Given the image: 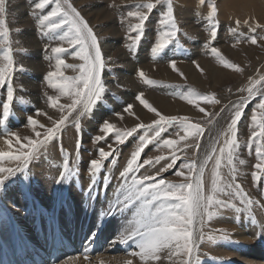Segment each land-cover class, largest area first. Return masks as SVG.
Returning <instances> with one entry per match:
<instances>
[{
	"label": "rangeland",
	"instance_id": "1",
	"mask_svg": "<svg viewBox=\"0 0 264 264\" xmlns=\"http://www.w3.org/2000/svg\"><path fill=\"white\" fill-rule=\"evenodd\" d=\"M223 1L204 0L201 3V0H194L193 4L186 7L185 4H181V0H171L175 21L179 28L178 42H173L159 56L153 57L151 49L157 42L158 34L162 30L159 20L162 12L167 9V0H162L161 3L156 4L153 11L148 13L149 19L145 23L143 38L132 51H129V46L132 44L129 36H135V33L129 32V25L137 21L128 17L127 13L136 10L137 5H143L149 0H67V3L80 13V16L92 29L105 60V69L102 73L105 92L101 100L86 114H81V110L78 108L77 111L68 115L66 111H58V108H52L49 105L47 98L59 96V93L48 85L46 77L49 72L55 71V58L51 49L58 46L68 49V53L62 56L65 63L76 66L75 69H63L64 75L68 77L78 76L79 66L83 64V61L74 56L75 51H78V46L74 49L65 41L53 39L52 37L61 34L60 31L49 33L48 36L42 34L37 15L47 14L54 5H48L41 13L40 10L34 9V4L38 0H5L4 19L10 33L9 38L14 61L11 73L14 101L11 105L10 116L4 122L2 105L7 101V88L6 86L0 87V152L11 151L18 154L20 149L15 137H6L5 132L16 133L22 143L27 145L28 139L43 140L46 130L53 127L54 122H58L63 115H68V119L61 126L56 137L48 141L38 155L30 161L26 175L17 171L15 175L10 176L5 181L4 192H0L1 236H3L7 226L14 227L15 235L25 232L22 226H18L22 228L21 230L16 228L13 218L9 215L8 209L5 208L6 203L10 207H16L12 204L9 196L14 195L15 192H21V195L27 197V202L30 204L26 213L21 212L22 216L28 213L27 218L32 220L27 226L30 225L33 228L34 224L38 222L37 218L42 221V226H39L40 223L37 224L40 229L38 241L30 242L34 243L31 245L33 252L43 255L42 251H46L44 256L48 259L51 258L54 247H58L55 251L62 247L65 249L68 245L73 248V250L69 249L71 251L60 254L59 257L47 264H57L58 261L61 264H127V261L132 259H135L132 262L134 264L141 262L139 257L132 258L127 255L128 252L135 249L134 242L129 241L127 244H121L119 242L113 243V241H119L121 232L129 227L130 222H135L137 218L135 213L139 208V202L132 203L128 207L124 203H117L118 200L123 201V197L127 194L121 172L126 169L132 154L139 148V138L145 134L147 126H154V121L159 119L154 112H150L136 98L138 94L143 93L144 99L149 104L156 97L165 99L169 104L175 103L176 107H173L172 110L163 111L159 107H155V109L161 115L169 118L176 117L177 120L172 125H166L159 137H154V133L148 131L147 135L154 138L144 146L138 158L140 167L137 175H156L159 173L156 176L157 179L163 177L173 183L184 182V177H178L174 173L182 169L185 162L195 160L199 164L200 161L203 162L205 156L212 152L213 148L217 152L219 151L225 140L224 133L228 131L231 124L235 111L234 106L236 104L245 105L242 109L241 119L236 126L239 145L234 159L236 171L233 174L225 161L220 172L222 183L240 185L244 195L252 201V204L242 203L239 197L220 195L219 199L229 201L233 206L227 209L215 207L209 209L212 213L211 218L205 217L203 226L199 223L196 224L195 247L189 264L264 263L263 259H260V254L262 251L264 252V173L255 167L259 162L255 155L256 145L249 144L252 133L250 127L252 115L255 112L257 118L260 117L262 113L257 110V105L261 99H264V0H227L225 3ZM229 1H232L230 5ZM151 2L156 3V0H151ZM61 3L63 4L64 0H61ZM212 5L217 9L216 19L218 21L217 37L214 41L210 36L208 22ZM221 7L233 9L231 12L234 17L227 19L226 10L223 9L222 14ZM184 8L188 11L187 15H181L179 12L180 10L182 12ZM220 14L223 16V20L220 19ZM180 18L186 22H182ZM200 19H204L206 23L203 24ZM236 21L240 22L239 25ZM197 23L201 24L197 26ZM253 27H255V32L250 30ZM233 29L235 31H232ZM253 36L257 39L256 44L251 43ZM25 38L27 39L24 41ZM210 47H216L229 64L237 65L242 71L237 72L232 68L225 67L211 53ZM2 52L3 48L0 47V53ZM172 61L176 62L177 69L171 73L172 79L170 77L163 79V73L160 74V71L164 68H172ZM4 64L6 61L0 56V66ZM183 66H191L193 70L190 73L181 72ZM141 70L147 79L154 82L153 85L146 84L140 78L138 73ZM256 82L259 83L254 89L255 95L249 97L247 89ZM27 83L32 84L30 85L32 88ZM126 95L130 97L123 98ZM184 96H189L192 99L196 96H210L216 102L197 101L193 104L183 99ZM59 103L67 105L71 103V99L61 96ZM128 105H132L131 112L125 111ZM137 105L143 109L144 114H141L140 108L139 110L135 108ZM30 116L38 121L35 130L27 123ZM123 116L130 117L124 120ZM185 118L187 122L197 124L203 129L199 141L192 136L182 139L185 137V130L181 127L180 121ZM221 119L222 124L214 142L211 138L212 127ZM105 121L114 125L113 133L108 134L100 131ZM77 124L80 128L79 132L77 131ZM140 124L145 125L146 128L140 129L138 127ZM39 125H44V127L41 128ZM133 128H136L137 131L131 137L126 138L123 144L116 142L117 131L125 132ZM37 131L41 133L40 137H36ZM97 136L101 139L96 140L95 137ZM7 139L12 140L11 147L5 142ZM169 139L176 142L172 148L164 143L165 140ZM197 142L200 145L199 149L195 147ZM205 146L207 147L204 150ZM100 149L112 154L107 160L102 161L103 168L96 177L95 185H92L89 164L90 161L99 159ZM27 150V148L24 149V151ZM173 155L177 157L173 167L162 171L168 164L172 163ZM202 156L203 159L201 160ZM214 159L209 161L205 169L206 192L210 191L211 188ZM7 160L0 161V167L17 168V162ZM66 164L72 175L67 182L57 183ZM183 170L187 174V169ZM43 171H46V176H50L49 173L55 171L53 178L47 180L50 185L45 186V192L44 190L41 191L42 184L38 179L39 176L44 175ZM254 173L259 176V180L254 179ZM82 174L88 178H85L87 179L85 181L89 182L88 184L83 185L81 181L83 179H80ZM2 175H7V173L0 174V176ZM69 184L72 185L79 197H74L68 190ZM51 191L54 192V196L56 195L55 199L58 198L53 202V206H60L59 210H44L47 206L42 201V194L46 197L50 194L53 196ZM26 192L30 194L31 201L28 200V193ZM84 195L93 197V203H89L88 207L86 206L87 202L80 199ZM98 198L103 203L105 198L108 203L105 210L102 209L103 211L99 212V207L96 205ZM85 199L88 201L87 198ZM110 209L113 210V214L106 215ZM236 209H241V211ZM80 211L84 212L82 216ZM113 222L117 226L111 230L115 226L112 224ZM109 225L111 226L110 230L108 229ZM56 229H61V233L58 234L59 230L57 232ZM244 230L250 231L253 235L248 237L249 240L242 242L238 237L241 235L240 232H244ZM51 232L52 234H49ZM222 233H227L229 238L224 240L221 237ZM14 234L11 231L9 238L14 240L16 244L18 240ZM201 236L203 238H200ZM56 239L63 242L55 244ZM10 243L11 245L6 252L7 255L10 253L18 255L21 246L19 244L13 245L11 241ZM92 246L94 248L90 249ZM27 247H23L19 251L25 253ZM162 252L159 253L161 258L150 260L147 264H161L162 261L163 264H183V261L188 259L187 256L169 258L167 250ZM24 255L27 256V253ZM26 259L30 261L31 257ZM112 260L113 263H111ZM171 260L175 262L172 261L174 262L172 263Z\"/></svg>",
	"mask_w": 264,
	"mask_h": 264
},
{
	"label": "snow or ice",
	"instance_id": "2",
	"mask_svg": "<svg viewBox=\"0 0 264 264\" xmlns=\"http://www.w3.org/2000/svg\"><path fill=\"white\" fill-rule=\"evenodd\" d=\"M162 0H156V3H152L151 0L143 5H137L136 10L129 11L128 17L134 18L137 22L129 25V32L135 33V36L130 35L129 39L132 44L129 46V51H132L142 40L144 35V27L146 21L149 19L148 13H151L156 7V4L161 3ZM204 0H201L203 3ZM48 5H54V7L47 12V14L37 15L38 25L42 31V34L48 36L49 33L61 32L58 36L52 37L53 39H59L60 41L67 42L72 48L78 46V51H75L74 56L83 61V64L79 66V75L76 77H68L64 75L63 69L73 68L74 65H67L62 58L63 54L68 53V49L62 46L54 47L51 49L55 58V71H51L47 74L46 80L48 85L57 90L59 96H49L48 103L52 108H58L61 112H67L70 115L72 112L77 111L79 108L81 114L88 113L93 106L101 100L105 92V84L102 80V73L105 69V60L102 56L100 46L97 38L94 35L92 29L88 26L87 22L80 16V13L76 11L74 7L64 0H38L34 4V9L43 10ZM5 0H0V47L3 48V52L0 53L2 59L6 61V64L0 66V87L7 88V101L2 105V118L6 122L10 116L11 105L14 101V90L11 86V73L14 67V61L12 57V48L10 41V33L4 19L5 16ZM146 10V11H145ZM217 9L214 5L211 6V13L208 16V22L210 25V36L214 41L217 37V24L216 19ZM162 30L158 34V40L152 47L151 51L153 57L159 56L170 44L178 42L179 28L175 21L173 7L171 0H167V9L162 12L159 20ZM239 25V21H236ZM247 23V21H245ZM66 26V28H65ZM259 27V25H256ZM255 32V27L250 29ZM232 31H235L234 29ZM251 43L256 44L257 39L255 36L251 37ZM211 53L216 59L225 67L232 68L233 70L240 72V69L235 64H229L223 56H221L219 50L216 47H210ZM72 55V53H69ZM171 67L176 70V62H171ZM199 68V65H197ZM138 75L148 85H153L154 82L147 79L145 73L141 70ZM257 83H253L248 89L249 97L255 95L254 89H256ZM61 96L69 97L71 103L64 105L59 103ZM140 104L147 108L150 112H154L159 119L154 121V126H147L146 132L139 138L140 146L132 154L131 159L127 163L126 169L121 172L122 182L127 190V194L123 197V201L118 200L117 203H124L126 207L131 206L132 203L139 202V208L136 213L135 222H130L129 227H126L120 234L119 243L127 244L129 241L134 242L135 249L128 252L127 255L131 257H139L142 264H147L150 260H158L159 253L164 250L168 251L169 258L172 256H187L188 259L183 261V264H189L193 249L195 247L194 235H196V224L201 226L204 224L205 217L209 219L212 213L209 209H227L232 207L229 201L219 199L220 195H230L239 197L242 203L251 205L252 201L247 199L244 195L240 185L222 183V176L220 169L222 164L226 161L230 171L234 174L236 171L234 159L235 152L239 147L237 142V123L241 119L242 109L244 104H236L234 106L235 111L233 113L231 124L228 131L224 133L225 140L223 146L217 150L213 148L212 152L205 156L203 162L198 165L195 160L185 162L182 169L177 170L174 174L178 177H184V182L173 183L161 177L159 179L156 176L159 175H144L138 176L139 170L138 158L140 157L144 146L151 142L154 137H159L165 130L166 125H172L176 122V117H165L161 115L155 108H153L143 97V93H140L136 97ZM183 99L189 103H196L197 101H204L207 103L216 102L213 97L210 96H196L194 99L189 96H184ZM132 105H128L125 111L131 112ZM203 111V109H200ZM257 110L261 111V115L257 118L256 113L252 115V128L251 138L249 144H255V155L259 161L255 167L260 172L264 173V99H261L257 105ZM68 115H63L58 122H54V126L48 128L44 133L43 140L28 139L27 145L23 144L20 137L16 133L5 132L6 137H15L16 143L20 145L18 154L13 152H0V161L8 159L10 161L17 162V168H4L0 167V174L7 173V175L0 176V192L5 189V181L12 175H15L17 171L27 173L28 165L30 161L36 157L44 147V145L56 137L61 126L65 124L68 119ZM28 125L32 126L33 130L38 125V121L31 116L27 119ZM181 127L185 130V137H195L199 141L200 136L203 134V129L194 123L187 122L186 118L180 121ZM43 128L44 125H39ZM77 131H80L79 125H76ZM140 129H145L146 126L140 124ZM100 131L111 134L114 131V125L105 121ZM137 131L133 128L125 132H116V142L123 144L126 138L131 137L132 134ZM148 131L154 133V137L147 135ZM36 137H40L41 133L36 132ZM96 140H100L101 137H95ZM10 147L12 140L7 139L5 141ZM164 143L172 148L175 145V141L169 139ZM111 147V146H109ZM196 149H199L200 145L197 142ZM27 148V151L24 149ZM111 152L99 150V159L90 161L89 172L92 175V185L96 183V177L103 168L102 161L107 160L111 155ZM214 159L212 168V179L210 191H205V169L209 163ZM177 157L173 155L172 163L168 164L165 169L173 167ZM243 163V161H240ZM183 169H187V174ZM72 173L69 171L67 164L65 165L64 172L60 175L57 183L67 182ZM254 179L259 180V176L253 174ZM130 178V183H129ZM234 178V176H233ZM234 189L229 192L228 190ZM241 211V209H236ZM113 214V210L110 209L106 215ZM255 222V221H254ZM221 237L227 240L229 237L227 233H222ZM95 237L93 236V239ZM200 238H203L202 236ZM211 239V237H210ZM117 241H113L116 243ZM87 258V257H85ZM71 259V257H69ZM61 264V262H57ZM127 264H132V260H128Z\"/></svg>",
	"mask_w": 264,
	"mask_h": 264
},
{
	"label": "bare ground",
	"instance_id": "3",
	"mask_svg": "<svg viewBox=\"0 0 264 264\" xmlns=\"http://www.w3.org/2000/svg\"><path fill=\"white\" fill-rule=\"evenodd\" d=\"M182 1V3L181 4H185V6L186 7H188V5L190 6L191 4H193V2H194V0H181ZM227 0H224L223 2L225 3ZM232 3V1H229V5ZM8 5V4H7ZM177 7H178V5H176ZM222 8V14H223V12H224V10L223 9H225L226 10V13H225V15H227V19L228 18H230V17H234V15L232 14V12L231 11H233V9L232 10H229L228 8H223V7H221ZM186 8H184V10L181 12V10L179 11L180 13H181V15H187L188 14V11L187 10H185ZM188 9H190V8H188ZM21 10V9H20ZM21 12V11H20ZM201 12V11H200ZM183 19V18H182ZM220 19L221 20H223V16H221V14H220ZM226 19V20H227ZM180 20H181V18H180ZM182 22H186V20H181ZM200 21L203 23V24H205L206 22H205V20L204 19H200ZM24 22V21H23ZM22 23V22H21ZM25 24V23H24ZM201 24V23H200ZM200 24H196L197 26L198 25H200ZM206 27V26H205ZM29 32V31H28ZM188 36V35H187ZM22 39V38H21ZM27 38H25V39H23L24 41L26 40ZM22 40V41H23ZM31 42H32V40H31ZM26 44V43H25ZM34 46V45H33ZM37 46V45H36ZM28 47V46H27ZM35 47V46H34ZM39 49V48H38ZM31 50V49H30ZM34 51H35V49H34ZM169 54H170V52H169ZM29 64V63H28ZM33 65V64H32ZM34 67V66H33ZM39 67H41V66H39ZM35 68V67H34ZM176 69H177V67H176ZM37 70V69H36ZM159 70V69H158ZM193 69H192V67L191 66H183V68H181V72H183V71H185L184 73H190L191 71H192ZM215 70V69H214ZM39 71V70H38ZM173 72V69L172 68H164V70H161L160 71V74L161 73H163V76L162 77H164L163 79H165V78H167V77H170V79H172L171 78V73ZM174 73H176V72H174ZM118 75V74H117ZM126 76V75H125ZM26 79V78H25ZM124 80V79H123ZM31 83V82H30ZM28 84V83H27ZM25 86H27L26 84H24ZM30 85H32V84H28V86H30ZM36 86V85H35ZM35 86H34V88H35ZM31 87V86H30ZM133 87H134V85H133ZM28 88V87H27ZM32 88V87H31ZM27 90V89H26ZM31 90V89H30ZM37 91V90H36ZM128 92H130V91H128ZM31 93V92H30ZM34 94H35V92H34ZM34 94H32V95H34ZM26 97V96H25ZM128 98V97H130V96H123V98ZM32 99H34V98H32ZM110 101V100H109ZM153 102L150 104L153 108H155V107H159L161 110H163V111H165V110H168V109H170V110H172L173 109V107H176L175 106V103H171V104H169L167 101H165V99H162V98H158V97H156V98H154V100H152ZM171 102V101H170ZM32 104V103H31ZM137 110H139V105H137L136 107H135ZM52 109V108H51ZM141 109V108H140ZM180 109V108H179ZM142 110V113L141 114H144L145 112L143 111V109H141ZM59 111V110H58ZM167 113V112H166ZM140 115V114H139ZM127 117H130V116H123V118H124V120L127 118ZM140 117V116H139ZM134 118V117H133ZM133 118H131L132 119V121H133ZM127 121V120H126ZM135 121V120H134ZM222 119L220 120V122L219 121H217L214 125H213V127H212V133H211V138H212V140L215 142L216 141V137L218 136V132H219V130H220V126H221V124H222ZM125 126V125H124ZM123 126V127H124ZM125 129H127V128H125ZM125 129H123V130H125ZM30 133V132H29ZM29 136V135H28ZM211 140V139H210ZM211 142V141H210ZM213 142V143H214ZM209 143V141L207 142V144ZM25 144V143H24ZM206 144V145H207ZM206 147L207 146H205L204 147V150L206 149ZM204 155H205V153H203ZM203 159V156L201 157V160ZM8 161V160H7ZM201 162L202 161H200V163L198 164V165H200L201 164ZM11 163V162H10ZM57 167V166H56ZM48 170V169H47ZM55 171H56V169H55ZM55 171H52V172H50L49 173V175L50 176H46L47 175V173H46V171L44 172L43 171V174L45 175H43L42 173V175L43 176H39L38 177V179L40 180V183L42 184L41 186H42V188H41V191H43L44 190V188H45V186L46 185H50V183L47 181V180H49V179H52L53 178V176L55 175ZM48 172V171H47ZM115 171H113V173H114ZM112 172H111V174H113ZM118 173V172H117ZM20 174V173H19ZM32 174V173H31ZM114 174H116V172L114 173ZM78 176V175H77ZM89 176V175H88ZM46 177H47V179H46ZM80 179H83V180H81L82 181V183H83V185H85V184H88L89 182H87V181H85V180H87L88 178L86 177V175L85 174H82V175H80ZM111 177H112V175H111ZM77 178V177H76ZM85 178H87V179H85ZM92 178V177H91ZM90 179V178H89ZM106 179V178H105ZM17 180V179H16ZM21 180V179H20ZM53 181V180H52ZM80 181V182H81ZM12 182V181H11ZM22 183V182H21ZM21 183H20V185H21ZM90 185V184H89ZM112 185V184H111ZM17 186H18V184H17ZM113 186V185H112ZM69 187V188H68ZM68 190L69 191H71V193L73 194V196L74 197H79V195L78 194H76L75 193V191L73 190V188H72V185H68ZM50 188V187H49ZM48 188V189H49ZM22 189H23V187H22ZM51 189H53V188H51ZM85 189V188H84ZM88 189V188H87ZM114 189V188H113ZM116 190H117V188H116ZM54 191V190H53ZM53 191H51L52 192V194H53V196H51V194L49 195V194H47V195H49L51 198H48L49 196H44V194H42V201L46 204V208H44V210L46 209V210H59L60 209V206H53L54 204H53V202H55L57 199H55V196H54V192ZM56 191V190H55ZM61 191V190H60ZM76 191H77V189H76ZM88 191V190H87ZM4 192V191H3ZM36 192V191H35ZM34 192V193H35ZM44 192H45V190H44ZM43 192V193H44ZM57 192V191H56ZM55 192V193H56ZM24 193V192H23ZM26 193H28V192H26ZM37 193V192H36ZM39 193H41V192H39ZM59 193H61V192H59ZM88 193V192H87ZM9 195V194H8ZM13 195V194H12ZM12 195H10L9 197V199L12 201V204H14V206H16V207H13V206H9V204L8 203H6V207L5 208H7L8 209V213H9V215L13 218V220H14V223H15V225H16V228H18L19 230H21L22 228L21 227H18V226H22L23 227V229L25 230V232H23V233H19V234H17V235H15L14 234V227L13 228H11L10 226H7V227H5V229H4V234H3V236H1L0 235V264H18L19 262H21V264L23 263H25V264H41L39 261H37V260H35V259H38V260H41V258H39V257H35V259H34V257L32 256V254H31V252H32V250H33V247L31 246L32 244H34V243H30V242H37L38 240V235L40 234V229L38 228L39 226H42V221L41 220H39L38 218H37V224L38 223H40V225L38 226L36 223L34 224V226H33V228H31V226L30 225H28L27 226V224H30L31 222H32V220L30 221V219H28L27 217H28V213H27V215L25 214V215H23L22 216V214H21V212H27L28 211V207H29V205L30 204H28V202H27V197H25V196H22L21 195V192H15V194L12 196ZM32 195V194H31ZM58 196V195H57ZM100 196V195H99ZM111 196V195H110ZM8 197V196H7ZM102 197H103V195H102ZM107 197H109V196H107ZM85 198H87L88 199V201L85 199ZM31 199V196H30V194L28 193V200L29 201H31L30 200ZM61 199V198H60ZM80 199L81 200H84V201H86L87 203H86V206L88 207L90 204H92L93 203V197L91 196V195H88V196H86V195H84V196H81L80 197ZM108 199V198H107ZM98 201H97V206L99 207L98 208V212L99 211H103L102 209H104L105 210V208H106V206H107V201H106V199L104 198V203L98 198L97 199ZM58 202V201H57ZM82 202V201H81ZM30 203V202H29ZM83 203V202H82ZM90 203V204H89ZM56 204V203H55ZM58 205V204H57ZM82 205H84V204H82ZM92 206V205H91ZM41 207V206H40ZM120 207V206H119ZM42 212H43V210H41ZM40 211V212H41ZM49 212V211H48ZM45 213V212H44ZM90 213V212H89ZM102 213H104V212H102ZM37 214V213H36ZM63 214H65L64 212H63ZM84 214V212L83 211H80V215L82 216ZM136 214V213H135ZM102 215V214H101ZM135 216V215H134ZM133 216V217H134ZM94 217V216H93ZM132 217V216H131ZM135 218V217H134ZM74 221V220H73ZM226 221V220H225ZM233 221V220H232ZM244 221V220H243ZM111 224V223H110ZM112 224H114L115 225V222H113ZM130 224V223H129ZM225 224H228V223H225ZM232 224V223H231ZM35 225H37V226H35ZM116 226L117 225H115L112 229L110 228L111 226L109 225V227H108V229L110 228L111 230H113L114 228H116ZM225 226V225H224ZM238 226H240V225H238ZM226 227V226H225ZM229 227V226H228ZM231 228V227H230ZM109 229V230H110ZM57 230V232H58V230H59V233L58 234H60L61 233V229H56ZM71 230H73V228H71ZM240 230H243V229H240ZM11 231H12V233L15 235L14 237L15 238H17V242H16V244L14 243V240H10V238H9V235L11 234ZM226 231V230H225ZM255 233V232H254ZM49 234H52V232L51 233H49ZM117 234V233H116ZM218 234V233H217ZM237 235L239 234V233H236ZM240 236L238 237V239L239 240H241L242 242H244V241H246V240H249L248 239V237H251L250 235H253V234H251V232L250 231H248V232H246L245 230H244V232L242 231V232H240ZM58 236H60V235H58ZM57 236V237H58ZM120 237V236H119ZM59 238V237H58ZM45 239H47V238H45ZM253 240V239H252ZM10 241L13 243V245H18L19 244V246H21V248H19V250L21 249L22 250V248L23 247H27L26 249V251H25V253H27L28 255H27V258H29V257H31V259H30V261H27V259H26V256H24V254L25 253H23V251H19L18 250V255H16V253L15 254H9V255H7V250H8V248H9V246L11 245V243H10ZM95 241V240H94ZM93 241V242H94ZM206 241V240H205ZM251 241V240H250ZM63 241H59L58 239H56L55 240V244H57V243H62ZM118 242V241H117ZM68 244V243H67ZM130 244V243H129ZM116 246V245H115ZM5 247V248H4ZM68 249L67 248H61L59 251H57V253L59 254V253H65L66 252V250H68L69 251V249H71V250H73V248H71L70 247V245H68ZM94 248V246H92V247H90V249H93ZM109 248V247H108ZM57 249V248H56ZM106 250V249H105ZM17 251V250H16ZM253 251V250H252ZM21 252V253H20ZM44 252L46 253V251H42V258H46L44 255ZM163 253V252H162ZM229 253V252H228ZM55 254V252L53 253V255ZM53 255H52V259H53ZM168 255V254H167ZM166 255V256H167ZM80 256V255H79ZM19 257V258H18ZM21 257H23L22 259H20ZM51 258H48V259H46L45 260V264H47L48 262H51ZM133 258V257H132ZM161 258V257H160ZM78 259V258H77ZM119 259V258H118ZM260 259H263V261H264V252L262 251V254H260ZM72 260V259H71ZM81 260V259H80ZM115 260V259H114ZM133 260V259H132ZM178 260V259H177ZM244 260V259H243ZM251 260V259H250ZM3 261H5L4 263H3ZM27 261V262H26ZM135 261V259L132 261V262H134ZM160 261V260H159ZM158 261V262H159ZM165 261V260H164ZM172 261H174V260H171V262ZM253 261V260H252ZM251 261V262H252ZM18 262V263H17ZM109 262V261H108ZM167 262V261H166ZM166 262H164V263H166ZM175 262V261H174ZM174 262H172V263H174ZM255 262V261H254ZM71 263V262H70ZM103 263V262H102ZM106 263H107V261H106ZM111 263H113V260H112V262ZM141 262H139V264H140ZM161 263V262H160ZM177 263H178V261H177ZM82 264V263H81ZM115 264V263H114ZM132 264H134V263H132ZM135 264H136V262H135ZM161 264H163V261H162V263ZM175 264V263H174ZM257 264H264L263 262H261V263H257Z\"/></svg>",
	"mask_w": 264,
	"mask_h": 264
}]
</instances>
